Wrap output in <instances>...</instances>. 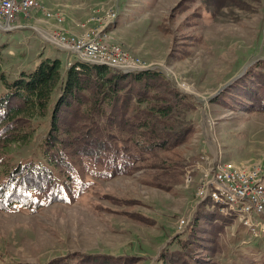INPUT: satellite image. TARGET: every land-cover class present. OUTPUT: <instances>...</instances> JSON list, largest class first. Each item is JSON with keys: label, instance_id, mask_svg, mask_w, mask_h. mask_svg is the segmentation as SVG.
Listing matches in <instances>:
<instances>
[{"label": "rangeland", "instance_id": "1", "mask_svg": "<svg viewBox=\"0 0 264 264\" xmlns=\"http://www.w3.org/2000/svg\"><path fill=\"white\" fill-rule=\"evenodd\" d=\"M36 1L40 8L16 17L15 26L21 28H0V70L9 79L32 73L46 59L58 60L62 71L79 62L52 45L56 35L121 47L190 97L196 106L188 114L194 132L159 157L185 164L169 189L145 184L151 173L141 172L98 183L96 194L72 205H52L36 214L0 212V264H50L81 255L105 259V264H121L113 260L123 257L133 264H157L165 249L179 250L171 244L193 225L203 199L201 180L206 181L201 174L213 171L218 159L264 177V113L249 115L236 109L233 100L213 101L234 79L264 62V0ZM5 93L0 82V95ZM45 132L40 122L34 137L12 148L14 163L40 154ZM202 156L209 160L196 168ZM253 217L259 223L256 233L237 219L227 229L219 264H240L245 257L264 264V217ZM182 221L189 223L183 228ZM200 224L189 244L196 242L194 252L209 260L211 236L199 230Z\"/></svg>", "mask_w": 264, "mask_h": 264}, {"label": "trees", "instance_id": "2", "mask_svg": "<svg viewBox=\"0 0 264 264\" xmlns=\"http://www.w3.org/2000/svg\"><path fill=\"white\" fill-rule=\"evenodd\" d=\"M2 60L0 50V68ZM0 82L6 90L0 95L1 213L36 214L52 205H72L83 195L96 194L98 183L141 172L151 173L145 184L162 189L183 175L185 164L159 157L194 132L188 114L196 106L156 71L123 74L82 62L62 71L58 60L46 59L32 73L21 72L12 80L0 70ZM218 100H233L236 109L249 115L264 113V62L220 90L213 99ZM36 122L46 125L40 154L14 163L12 148L35 136ZM198 207L189 231L171 244L179 250L165 249L157 264H219L223 237L236 218L209 198ZM197 224L211 236L212 261L194 252L196 242L189 244ZM75 257L50 264H105V259ZM117 260L133 264L129 257ZM240 264L257 261L245 257Z\"/></svg>", "mask_w": 264, "mask_h": 264}, {"label": "bare ground", "instance_id": "3", "mask_svg": "<svg viewBox=\"0 0 264 264\" xmlns=\"http://www.w3.org/2000/svg\"><path fill=\"white\" fill-rule=\"evenodd\" d=\"M38 8H40V4L36 0H17V1H15V11H18V15H20V16L21 15L28 16L30 14V11L37 10ZM0 23H1V16H0ZM19 28H21V27H16L14 29L16 30ZM1 29L4 32L13 31L10 28V24H2ZM54 37L66 38L62 35H56ZM68 40L71 41V43H81V42L85 41V39L74 40V39H69V38H68ZM102 44L104 45V43H102ZM52 45H53V43H52ZM54 46L56 47V45H54ZM104 47L116 49L117 53L121 54L122 57H126V60H128L129 62H134V64H136L138 66H145L138 59H135V58L133 59L132 58L133 56L131 57L129 53H128L129 54L128 55V54H125L123 52L124 50L121 51V49H120L121 47L119 48L117 46H107V45H104ZM56 48L64 51V49L61 47H56ZM125 52H127V51H125ZM74 56H76L79 59V62L88 63V64H92V65H98V66H105V67H108L109 69L110 68L114 69V70H116L120 73H123V74L136 73V72H140V71L150 70V69H145V67L121 68V67H117L114 63H111L109 61H102V60H91L90 61L88 59L83 58V56H81V55H74ZM206 159H208L206 156H202L199 160H196V162H195L196 168L199 167L200 161L205 162ZM212 170L213 171H211V172H206L205 175L201 174L203 179H206V181L201 180L203 183V189L200 192V194L202 195V198H203L202 200H204L205 198L211 199L215 204H217L218 206L221 207L222 211H227V212L233 214L241 225H243L245 228H247L250 232L256 233L255 231H257V230L255 227H257L258 224H251L248 221H244V220H249V212L246 210L237 209L238 208V201H236V199H234L232 197H229L228 194H223V192L221 190H219V189H206V183L211 181V178L213 177V175L218 174V176H228V180L230 182L231 188L253 189V181H250V180H256L257 189H255V191L253 192V199H254V206L258 210H251V220L255 221V219L253 217L254 215L259 216V217H264V177L261 176L259 172L254 171V170H250V171L239 170V169L232 168L231 166H228V165H222L221 160L219 162V159L217 162H215L214 169H212ZM204 189H206V191H204ZM203 191H204V194H203ZM182 222H184V221H182Z\"/></svg>", "mask_w": 264, "mask_h": 264}, {"label": "built area", "instance_id": "4", "mask_svg": "<svg viewBox=\"0 0 264 264\" xmlns=\"http://www.w3.org/2000/svg\"><path fill=\"white\" fill-rule=\"evenodd\" d=\"M15 1L17 0H0V16L2 24H10L11 30L16 27H22L20 25L15 26V20L18 15V11H15ZM50 42L56 47H61L64 51L71 55H81L83 58L88 60H102L114 63L117 67L121 68H134V67H144L134 64V62H129L126 57H122L121 54L117 53L116 49L106 48L104 45L95 40L87 39L81 43H71L68 38L63 37H51ZM196 167V165H195ZM253 181V189H238L231 188L228 176H218V174L213 175L211 181L206 183V189H219L223 194H228L238 201V208L241 210H246L249 212V220L251 224H258L256 221L251 220V210H258L254 206L253 192L257 189L256 180ZM204 189V191H206ZM203 191V194H204ZM189 222H181V227H186Z\"/></svg>", "mask_w": 264, "mask_h": 264}]
</instances>
